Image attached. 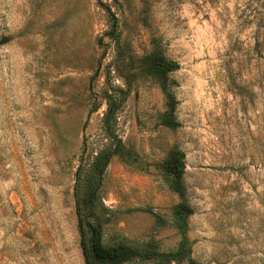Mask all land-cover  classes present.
<instances>
[{"label": "rangeland", "instance_id": "374dc122", "mask_svg": "<svg viewBox=\"0 0 264 264\" xmlns=\"http://www.w3.org/2000/svg\"><path fill=\"white\" fill-rule=\"evenodd\" d=\"M153 51L179 62L176 127ZM101 149L106 241L175 248L184 200L194 259L264 264V0H0V264H86L73 189Z\"/></svg>", "mask_w": 264, "mask_h": 264}, {"label": "trees", "instance_id": "16d2710c", "mask_svg": "<svg viewBox=\"0 0 264 264\" xmlns=\"http://www.w3.org/2000/svg\"><path fill=\"white\" fill-rule=\"evenodd\" d=\"M144 66L148 72L155 75L163 91L165 109L161 122L169 127L180 125L175 110L177 98L173 85L176 80L169 73L179 67V62L164 54L153 51L143 57ZM109 152L106 149L97 151L88 162L79 163L74 183V208L79 245L86 264H122L137 257L140 259L155 258L158 261L187 260V264H201L191 256V243L186 235V218L193 208L180 201L175 206V223L181 233L178 245L173 249L160 250L153 244L131 243L124 239L106 241L103 237V220L106 206L102 202L100 187L102 175L108 161ZM161 166L172 177L170 187L183 195L182 177L185 171V152L173 146L162 160Z\"/></svg>", "mask_w": 264, "mask_h": 264}]
</instances>
